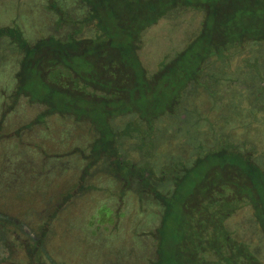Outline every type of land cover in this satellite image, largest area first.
Listing matches in <instances>:
<instances>
[{
	"label": "rangeland",
	"instance_id": "374dc122",
	"mask_svg": "<svg viewBox=\"0 0 264 264\" xmlns=\"http://www.w3.org/2000/svg\"><path fill=\"white\" fill-rule=\"evenodd\" d=\"M73 1L0 0V26L18 27L28 41L38 42L24 60L27 67L35 64L16 79L20 51L6 35L0 37V262L23 264L26 246L39 242L35 258L48 264H188L195 258L198 264L202 259L220 264L214 257L222 248L215 246L219 237H204V246H215L206 249H215L213 255L196 251L199 237L190 236L195 230L184 224L199 226L228 209L222 220L231 237L220 238L244 242L264 264L259 223L264 202L254 194L253 206L243 199L248 192L252 196L250 188L239 183L235 189L226 181L246 171L248 160L240 157L254 159L264 172V38L237 46L225 42L226 34L264 30V0L133 1L145 17L165 11L140 29L136 40L123 24L111 23L108 50L118 47L125 65L116 70L118 63L105 61L106 67L99 66L103 59L86 56L69 42L61 73L52 60L61 47L53 54L47 39L57 38L54 43L61 45L76 33L67 19L61 22V15L65 19L71 11L79 17L84 10L80 0ZM117 6L128 13L124 1ZM91 27L76 35L83 45L93 44ZM92 72L99 81L113 83L109 92L100 82L96 90L81 84ZM16 89L21 93L16 95ZM88 150L98 161L78 190L88 161L82 152ZM114 152L155 169L172 157L199 164L179 188L156 182L159 195H169L161 207L135 190L134 180L122 184L108 162ZM230 191L234 201L227 196ZM258 191L263 197L264 189ZM210 194L216 204L205 203ZM205 209H210L208 217ZM188 247L195 252L189 254Z\"/></svg>",
	"mask_w": 264,
	"mask_h": 264
},
{
	"label": "trees",
	"instance_id": "16d2710c",
	"mask_svg": "<svg viewBox=\"0 0 264 264\" xmlns=\"http://www.w3.org/2000/svg\"><path fill=\"white\" fill-rule=\"evenodd\" d=\"M75 1V0H74ZM73 1V2H74ZM77 2L79 0H76ZM81 3H83L84 6V10L81 8L82 12H81V16L79 15V17H75L73 14V12L69 11L67 12L69 17H64L63 15H61V22H64L66 19V24L68 26H70V29L72 31H75L76 33H74V35H70L69 37H67V39L69 38H73L71 39L72 41H66V40H62L61 41V45L59 43H54V42H59V40L57 38H54V42L50 41L49 39H47V44H49L48 50L50 49V51H53L55 54V52L57 53V55L59 54L60 51H54V50H59L58 48L61 47V55L58 58H53V61H57L55 62L54 66H61V73H63L64 71V67L67 66L66 64H64L65 62H63L64 60V52H67L69 49L66 48V43L72 42L75 45L76 50L80 49L82 51H84V53H88V55L86 56H94V57H98L99 60L103 59L102 62H99V66H107V63L109 61H114L115 63H118L119 65L117 66V68L113 69H118V68H122L121 65H125L124 64V60H122L121 55L119 54V48L118 47H114L113 49H109V42H108V38L110 37V33H111V29H110V25L112 22H114L116 24V26H121L122 24L124 25L123 31L129 35H135L134 36V40H136L137 38V34L140 31V29H143L146 25L151 24L153 22H155L158 17L165 11V9L163 10H159L156 11V13L152 16V17H145V13H143V11L141 10V8L137 5L134 8V4L133 1H138V0H122L125 2V5L127 6L128 4V13L127 14H123L122 10L120 9L119 6H117V3L120 0H80ZM144 0H139V2L143 3ZM147 2L149 0H146ZM130 4H133V7H130ZM144 4V3H143ZM182 5H186V2L183 1L181 3ZM145 5V4H144ZM49 6L51 8H53L54 6H52L49 2ZM57 6V5H56ZM155 4H151L149 6V8H154ZM56 9V8H54ZM101 9H105V13L101 12ZM262 17V16H261ZM60 18V17H59ZM110 18V23L107 19ZM227 18V17H226ZM226 18L223 20L224 24H226L228 21L226 20ZM262 21V19H261ZM221 24V23H220ZM242 25H245V23H243ZM264 25V22L263 24ZM91 27V29L95 32L94 38H92L93 40V44L91 45H87V44H82L83 40L82 38H78L76 35H78L83 29H85V27ZM264 27V26H263ZM242 29H245V27H243ZM98 31V32H97ZM244 32H237V33H231V34H226L227 36H225V42L226 43H232L233 45L235 44L237 46V43L242 42V40H249V39H254V40H260L262 38H264V30L263 31H256V32H249L246 34H243ZM3 35H6V37H8L12 43H14L16 45V47L19 49L20 51V57H19V67H20V73H15V78L17 79V77H19L20 75H22L21 78H23V75L25 70L29 71L32 66L35 64V62H32V64L30 65V67L28 68L27 65L25 64V59H27L29 57V53H31V51L33 50V48L36 46L38 47V42H30L28 41L21 33V31L18 30V27L6 24V25H1L0 26V37H2ZM113 36V34H112ZM243 36H246L247 38L245 39ZM49 37V36H48ZM66 41V42H65ZM104 41H106V45H103ZM231 44V45H232ZM71 45V44H70ZM83 45V46H82ZM103 45V46H102ZM238 45H242V44H238ZM82 46V47H81ZM80 47V49H79ZM74 48V49H75ZM116 49L117 53L114 54L113 50ZM78 51V52H79ZM117 58L119 60H117ZM124 59V58H123ZM61 61V65L60 62ZM105 61H108L107 63H105ZM27 62V61H26ZM96 61L93 59L92 62L90 63H95ZM26 65V67H25ZM64 65V66H63ZM52 65H50L51 67ZM25 67V69H24ZM105 67H102L104 71H106ZM203 67V66H202ZM202 67L197 68V73H201L202 72ZM24 70V71H23ZM96 73L92 72L91 73V78H85L86 82H81V84L83 86H85L86 88L91 87L92 90H96V89H100L98 88V82L103 83V88H110V86L113 85V83H107L106 80L104 82H101L98 80V76L95 75ZM95 76V77H94ZM94 77V78H93ZM73 78V77H72ZM92 80V81H90ZM94 80V81H93ZM22 79L19 78V80H17L18 83L21 84ZM76 81V79H75ZM72 82H74V80H72ZM94 82V83H93ZM109 82H115V81H109ZM117 83V82H116ZM119 86V85H118ZM144 86H147L148 89H153L154 86L150 87L148 86V84L146 83ZM14 87H15V83H14ZM103 89L104 92H109L110 89ZM15 89V88H14ZM116 90V88L114 89ZM15 92V90H14ZM21 93L20 90L16 89V95ZM9 95L11 94L8 93ZM7 94V95H8ZM180 97V96H179ZM179 97H176L175 100L173 101L174 104H178L179 103ZM77 98H73V100H71L69 103L70 104H75ZM172 106L167 108V111H172ZM126 110V108H125ZM6 112V111H5ZM5 112H2V118H4ZM72 115L73 112L69 111ZM68 112V113H69ZM61 114H66L65 111H61ZM75 115V114H74ZM156 116V115H155ZM139 117V116H138ZM1 118V120H2ZM141 119V118H140ZM139 128L137 127L136 130H138ZM137 132H141V130H138ZM108 145L104 146V149L107 148ZM111 150L115 151V149L113 148V146L111 145ZM210 150V149H209ZM249 152H251L250 154L252 155V151L250 149ZM83 156L87 159L88 161L85 165V167L83 168V172L80 174V178H79V189L81 190L83 188L82 185V181L83 178L86 174V172L88 171V168H90L94 163H96L98 160L96 158L93 157V154H91V151L88 150V152H82ZM113 157L109 158V163L111 164V169L113 170V172L116 174V176L122 181V184L125 185L128 182L131 181H135L136 182V187L135 190L139 191L141 193V195H143V193L148 194L150 197L155 198V202H159L162 205H160L161 207H163L164 205V201L168 202L167 197L169 195H167V192L163 195L164 197H161V195H159V191L158 189V185L156 184V182H163V181H169L171 183L172 188H179L178 185H181L184 178L189 174L190 170H192V168L194 167H198L199 161L194 160L193 163H191L190 165L187 163H183L180 158H176V157H172L169 158L167 162H165L164 164L160 165V167H157L158 169H155L152 165H149L148 163H139V162H133V161H129L127 159H122L120 158V155H118L116 152L113 153ZM241 161L242 160H248L247 164L245 166H247L246 171H236L233 173V175L231 174V177L228 176V181L232 187L238 186L239 183H243L245 187L250 188L251 194L250 192L247 193V197L243 198L246 201L253 203L254 206V197L253 195L256 194L257 196L259 195V201H263L264 202V195L263 197H261V192L258 191L257 194V188H261L264 189V172L262 171L261 167L258 165V163L255 162L254 159L250 158V160L248 158H242L240 157ZM125 162V163H122ZM126 167L128 170H126ZM193 172V170H192ZM234 188L236 189L237 187ZM169 191V190H167ZM76 192V191H72ZM71 193H67V198ZM141 195H138V198L140 201H143V197ZM234 193L232 191H230V193L227 195L228 197H231V200H233V196ZM161 198H160V197ZM256 196V197H257ZM166 197V198H165ZM212 195H207L205 198H207V202L205 203H217L215 198L212 199ZM221 199L220 201L223 202V200H226L224 197V194L222 193V195L220 196ZM64 199V200H66ZM148 202H151L150 200H147ZM234 201V200H233ZM256 202H258L255 199ZM64 202V201H63ZM62 202V203H63ZM61 204V203H60ZM59 204V205H60ZM210 209H206L204 210V212H208L207 217L211 214V212L209 211ZM218 212V211H217ZM227 212H230L228 209L226 211H220L219 214H215L216 216V220L214 219L213 221L209 220V219H204L203 222H201V224L198 226L197 224H190V223H185L184 225L188 226L189 229H194L195 231L192 232L190 236L192 237H199V241L195 243L194 247L196 249V251L199 252H204V251H208L206 249L209 248H215V246L222 247L221 250L217 251L215 249H213V251L215 250L218 254L214 255V257L217 259V262H219L220 264H263L258 258H256V256H254L253 254H251V252L248 251L247 245L237 239H231V241L227 242L224 241L223 239H221V235H224L226 238L231 237L230 236V232L224 227L223 225V217H226V215L228 214ZM54 214V213H53ZM52 215V214H51ZM53 216V215H52ZM205 221H207V223H205ZM259 223L262 226L263 232H264V221H260ZM205 224V225H204ZM206 236H211V237H219L220 242L218 244H215V246L213 245V243H211V246H209L207 248V246L203 245V241H204V237ZM201 237V238H200ZM38 243L39 242H34L32 244H28L27 247V253H28V259L26 260V262H24L23 264H48L46 263L44 260H40L41 257H36L35 258V252H38ZM236 247V250H233ZM199 248V249H198ZM33 249V250H32ZM34 252L33 254L31 252ZM188 251L189 254H191L190 252H195L193 250H191V248L188 247ZM213 251H208V253L210 252L211 255H213ZM198 252V253H199ZM214 252V253H216ZM34 255V256H32ZM197 257H200V255L198 254ZM192 257L190 255L189 260H191ZM202 259V257H201ZM193 263H189L188 264H198L197 259L195 258L194 260L192 259ZM204 260L202 259V263L204 264ZM212 261H209V264ZM0 264H21V263H17V262H9V260L6 261H1Z\"/></svg>",
	"mask_w": 264,
	"mask_h": 264
},
{
	"label": "crops",
	"instance_id": "0c3cea01",
	"mask_svg": "<svg viewBox=\"0 0 264 264\" xmlns=\"http://www.w3.org/2000/svg\"><path fill=\"white\" fill-rule=\"evenodd\" d=\"M226 228V227H225ZM234 234H235V232H234Z\"/></svg>",
	"mask_w": 264,
	"mask_h": 264
}]
</instances>
